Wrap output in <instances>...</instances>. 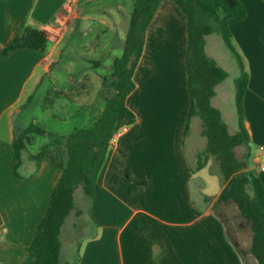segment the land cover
Returning a JSON list of instances; mask_svg holds the SVG:
<instances>
[{
	"label": "crops",
	"instance_id": "1",
	"mask_svg": "<svg viewBox=\"0 0 264 264\" xmlns=\"http://www.w3.org/2000/svg\"><path fill=\"white\" fill-rule=\"evenodd\" d=\"M97 1L69 7L67 0H0V264L24 263L26 248L61 175L49 162L31 159L38 147L30 155L22 151L17 171L21 178L13 176L11 119L20 116L19 106L41 85L60 45L69 40L77 10ZM238 1L246 16L229 19L227 26L248 74L242 112L249 169L264 189V173L256 167L258 147L264 146V3ZM22 24L46 35L45 51L17 49L3 55ZM186 47L183 14L171 0L161 1L145 32L132 77L134 90L125 99L135 122L110 144L85 210L90 229L69 258L63 254L60 264H257L250 255L251 233L245 249L237 213L229 203H215L225 183L211 198L203 195L197 202L191 195L193 181L204 192V179L194 178L208 168L209 160L202 169L195 168L206 143L201 121L192 117L185 131ZM219 85L210 104L224 122ZM83 112L82 127L89 122ZM81 214L77 210L74 215Z\"/></svg>",
	"mask_w": 264,
	"mask_h": 264
},
{
	"label": "trees",
	"instance_id": "2",
	"mask_svg": "<svg viewBox=\"0 0 264 264\" xmlns=\"http://www.w3.org/2000/svg\"><path fill=\"white\" fill-rule=\"evenodd\" d=\"M163 0H133L129 15L128 29L120 57L113 61L112 80L108 94L100 110L97 106L81 107L88 113L86 126L73 128L67 135L43 143L38 152L31 156L36 163L47 161L61 170L58 182L52 189L45 214L40 219L33 239L26 248L23 264H60V233L66 218L74 207V192L81 188L90 202L97 177L104 166L110 140L114 134L134 124L135 117L125 106L126 97L134 90L133 73L141 57L145 32L159 4ZM185 18L187 47L185 56L186 84L189 107L185 131L189 120L197 117L201 121V135L205 148L197 156L196 169L200 170L212 157L218 164L225 183L216 199V204L232 203L241 218L251 225L250 255L257 264H264V189L246 162L236 159L234 149L244 146L248 149V135L243 124L242 98L247 87L248 74L240 56L231 42L227 26L229 19L242 20L246 16L244 6L238 0H171ZM264 3V0H261ZM218 32L224 46L234 56L239 69L235 94L238 130L228 132L220 112L211 106L215 87L221 84L227 73L205 53V38ZM47 47L46 35L22 24L2 54L17 50L31 49L44 52ZM73 78V77H72ZM68 81L46 89L43 104L49 108L55 99L71 102L87 90L88 77L77 82ZM75 101V99H74ZM41 125L31 122L22 132L13 137L11 147L14 165L12 174L16 178L22 151L33 145L34 140L48 136ZM51 136V135H50ZM64 264H71L65 262Z\"/></svg>",
	"mask_w": 264,
	"mask_h": 264
},
{
	"label": "rangeland",
	"instance_id": "3",
	"mask_svg": "<svg viewBox=\"0 0 264 264\" xmlns=\"http://www.w3.org/2000/svg\"><path fill=\"white\" fill-rule=\"evenodd\" d=\"M131 2L133 4V0H99L95 4L77 10L69 40L60 45L59 55L47 74L43 76L41 85L19 106L17 115L20 116H14L13 121L11 119L14 136L19 135L31 122L38 123L51 133L46 137L36 138L32 146L23 150L24 155L37 151L38 147L52 139V135L54 138H60L67 135L73 128L80 127L82 117H84V109L81 105L99 106L102 104L112 80L113 61L120 57L123 49L132 9ZM116 4L118 6H115ZM205 40L206 53L215 62H219V66L227 73V78L218 86L217 92L222 91L224 94L218 102L222 108V116L228 132L233 134L238 130L235 94L240 76L239 69L234 56L226 49L218 32L207 36ZM237 54L241 58L240 53ZM84 75L88 77L87 90L81 96L74 98L75 101L73 98L71 102L62 98L55 99L49 108L43 104V99L47 94L46 89L50 86L60 85L68 81L69 77L80 82ZM251 151H253L252 147ZM234 153L239 162H246L248 168L251 166V157L246 147H236ZM208 160V168L198 172L194 178L204 179V192L202 193L200 188L195 187L196 181L191 182V195L197 202L203 195L211 198L220 184L224 182L217 162L212 157ZM211 201L212 199L209 202ZM89 203L82 189L77 188L74 192V208L68 221H65L64 228L61 229L60 259L64 253V258L70 257L76 245L83 240L85 232L89 231L90 227L85 225L86 222L88 223V214L85 210ZM228 205L237 213V219L243 225V242L246 249L251 225L239 216L232 203ZM77 210L82 211L80 216L74 215Z\"/></svg>",
	"mask_w": 264,
	"mask_h": 264
},
{
	"label": "built area",
	"instance_id": "4",
	"mask_svg": "<svg viewBox=\"0 0 264 264\" xmlns=\"http://www.w3.org/2000/svg\"><path fill=\"white\" fill-rule=\"evenodd\" d=\"M95 0H67V4L69 7H75L81 3H88ZM123 129V128H122ZM121 129V130H122ZM119 130L110 140V144L115 141L118 133L121 131ZM256 167L259 173H264V146L258 147V154L256 156Z\"/></svg>",
	"mask_w": 264,
	"mask_h": 264
}]
</instances>
